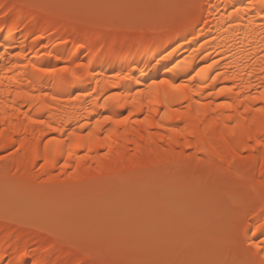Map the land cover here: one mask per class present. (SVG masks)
<instances>
[{"label":"bare ground","instance_id":"bare-ground-1","mask_svg":"<svg viewBox=\"0 0 264 264\" xmlns=\"http://www.w3.org/2000/svg\"><path fill=\"white\" fill-rule=\"evenodd\" d=\"M177 1L161 8L148 22L154 24L142 31L136 18L123 19L126 7H118L114 14L109 11L112 7H106L97 19L92 18V7L85 12L84 8L62 7L98 5L100 0H33L53 7L44 13L18 12L8 21L0 18V28L7 24L10 29L0 33V154L13 149L0 155V255L7 250L10 256L16 246L36 247L35 223L39 224L37 227L74 228L90 220L91 215L95 218L110 212L117 200L116 193H166L176 176L172 171L180 166H185L195 182L192 191L203 189L208 179L222 183L219 191L212 186L216 191L207 193L206 201L214 195L221 199L223 195L232 197L230 215L215 227L211 213L204 219L199 217L202 232L209 228L219 232L235 226L241 241L264 242V235L256 231V225L264 222V189L253 183L249 171L257 157L239 159L244 154L241 141L246 137V129L251 126L255 135L264 124V114L243 112L245 105L254 109L264 107V102L241 104L246 95L264 90L256 87L260 83L259 57L264 56L260 51L264 49V34L258 26L264 20L250 11L241 14L242 21L217 18L207 26L200 24L174 34L171 21L180 12L175 8ZM136 2L110 0L109 5ZM213 2L220 5L217 16H221L232 11L233 6L243 8L247 0ZM173 9L169 18L155 23ZM229 23H240L241 27L233 30ZM201 28L209 42L204 49L193 52V48L204 44V37L199 38V43L192 38ZM185 36L191 44L184 43ZM17 53L21 58L16 57ZM169 53L163 64L156 63L161 54ZM253 58L256 71L249 76ZM213 59L218 63L207 68ZM32 64L55 71L36 73ZM125 75L132 79H123ZM249 81L252 87L240 92V85ZM172 84L184 87L177 91ZM149 85H154L150 91ZM221 88L232 91L216 95ZM18 92L28 95L17 96ZM83 92L90 95L80 100L74 98ZM116 94L121 98L108 100L106 107H100L105 97ZM225 102L234 107H219ZM175 110L182 113L179 119L173 114ZM166 111L168 118L161 120ZM104 116L128 119L123 124L96 126V120ZM145 117L146 122L137 123ZM38 119L45 123H32ZM237 123L240 127L233 131ZM82 124L84 128L80 127ZM156 124L162 127L157 128ZM177 127L186 129L185 134L170 131ZM73 130L80 139L73 138L72 143L81 146L73 147L69 156L67 133ZM98 142L104 147H98ZM187 142L193 148H186ZM197 144L208 153L215 150L229 158L240 146L236 168L223 173L201 163L195 158ZM45 159L49 161L46 165ZM150 183H154L153 188ZM109 184L113 188L105 189ZM182 188L174 185L172 189ZM208 210L211 211L210 205Z\"/></svg>","mask_w":264,"mask_h":264},{"label":"snow or ice","instance_id":"snow-or-ice-1","mask_svg":"<svg viewBox=\"0 0 264 264\" xmlns=\"http://www.w3.org/2000/svg\"><path fill=\"white\" fill-rule=\"evenodd\" d=\"M51 5L33 2V0H7L0 2V18L8 21L14 18L16 13L27 10L29 14L44 13ZM67 8H87V7H126V8H142L151 7L150 5H64ZM180 10L179 15L172 18V26L174 34H179L187 30L189 27L203 24L207 26L212 19H221L231 22L233 19L243 20L242 13L254 12L264 20V0H247L243 8L233 6V10L226 15L217 16L220 5L214 3L213 0H183L182 3L175 5ZM252 22L249 21V24ZM229 28L237 30L241 27L240 23L233 26L229 23ZM259 30L264 34V23L260 24ZM9 30L7 24L0 28V33ZM191 34V33H190ZM204 37V29H200L193 35V40L199 43V38ZM171 38V37H170ZM213 39H215L213 37ZM209 41L204 37V44H200L199 48H193V52H199L205 48V44ZM179 44V41L176 42ZM185 44H191L187 36L184 37ZM175 51V48H173ZM264 52V49L260 50ZM7 55V53H6ZM161 54L156 60L157 64H163L168 60L169 56ZM17 58H21V54H16ZM226 64L227 60L224 56ZM260 74L257 79L260 81L256 87L264 89V56L259 57ZM218 61L213 59L207 68H212ZM166 66V65H165ZM31 67L36 73H46L55 71V69L37 67L32 64ZM228 67H231L228 64ZM2 71V70H0ZM203 71V69H202ZM256 71L255 58H253L252 70L247 73L251 76ZM217 75H220L217 72ZM215 76L211 79L215 81ZM234 79V77H226ZM11 79V78H10ZM123 79L131 80L130 76L125 75ZM160 83L167 84L168 81ZM154 85H149V91ZM171 87L177 91L183 88V85L172 84ZM203 87H207L204 85ZM252 87L251 81L240 85V92H244L246 88ZM225 91L231 92L232 89L221 88L215 94L220 96ZM143 93H137L142 95ZM27 96L28 93H17V96ZM47 95V93H43ZM88 92L74 97L77 100L89 96ZM211 95V93H209ZM239 95V93H237ZM99 97H97L98 99ZM120 94L105 97V103L100 107H106L108 100L120 99ZM56 99L55 96L52 97ZM262 101L264 102V90L258 91V94H248L241 104L245 101ZM219 107L232 109L234 104L223 103ZM244 113L251 114L259 112L264 114V107L249 108L245 105ZM177 119L182 113L175 110L173 113ZM132 113L129 112L128 116ZM243 116V113L241 114ZM128 116L119 119H113L111 116H104L102 119L96 120V126L105 123L123 124L127 121ZM168 118L166 111L161 120ZM143 121L137 123H144ZM232 119L231 116L228 117ZM36 124H44L43 119L32 121ZM159 128L161 124L154 125ZM84 128L85 125H80ZM227 127V125H225ZM240 127L237 123L233 126ZM170 131L177 134H185L186 129L172 128ZM187 135L193 136L194 133L187 132ZM68 136V155H72L73 147L81 145L72 143L73 138L80 139L75 130L67 133ZM92 133H88L90 138ZM241 144L244 147V154L239 156L241 161H247L249 155L257 157L256 164L250 169L251 179L253 183H258L264 189V124L257 129L254 135L252 127L246 129V137ZM98 147H104L103 144L97 143ZM47 147V145H45ZM186 148H193L190 142L185 143ZM197 156L195 157L201 163L214 167L217 172L230 173L236 168L237 153L240 152V146H237L231 158L225 156L224 153L213 151L208 153L206 149L197 144ZM88 151H92L91 145ZM191 158V157H190ZM3 159V157H0ZM47 159L44 164H48ZM67 167V161H65ZM43 167V165H41ZM79 167V164H77ZM258 168L259 175L257 177L256 170ZM215 189L205 186L197 191H184L180 189L171 190L160 194H141L137 192L116 193L117 200L113 204L112 210L101 216L80 222L77 227H35L37 237L33 238L36 247L25 244L23 247L16 246L9 256L7 250L4 255H0V264H264V242L256 243L255 241H241L239 238V230L233 226L229 231H221L219 236H207L200 230L199 217L208 216V205L211 206L212 226L215 227L217 222L223 221L225 216L230 215L228 209L225 208L223 200L214 195L210 200H205L207 193H215ZM264 214V209H262ZM234 215V214H232ZM6 222H9L6 218ZM31 226V225H30ZM247 231V229H245ZM256 231L264 235V222L256 225ZM256 231L252 235H256Z\"/></svg>","mask_w":264,"mask_h":264},{"label":"rangeland","instance_id":"rangeland-1","mask_svg":"<svg viewBox=\"0 0 264 264\" xmlns=\"http://www.w3.org/2000/svg\"><path fill=\"white\" fill-rule=\"evenodd\" d=\"M100 1L101 2L98 5H109V3H110V0H100ZM174 2H176V0H137L136 5H150L151 7L127 8L126 14L123 16L124 17L123 19L127 21L130 18H136V23L142 31V30H145L147 27H150L154 24V22H153V24L148 23V22H150V20H152L154 17L157 16V13L161 8H164L168 5H171ZM182 2H183V0H179V1H177V4H180ZM90 8L91 7L84 8L83 12L89 10ZM105 8L106 7H92L91 10H93L92 12H94V14H95L92 18L97 19L98 17H100L101 14L105 11L104 10ZM174 9L169 10L163 16L161 15L158 18V21H156L155 23L165 21L167 18H169L170 15H172V12L174 11ZM52 10H54V9H52ZM117 10H118V7H112V9H110L109 11H110V13L114 14V12H116ZM12 150L13 149H11V151ZM11 151H9V152H11ZM9 152H2L0 155L5 156ZM38 169H39V167L36 170H38ZM57 172H59V171H57ZM161 174H164V173L161 172ZM171 174H175L176 176L171 182H169V185L165 189V192H169V191L173 190L172 188L174 187V185L182 186L183 188L180 190L192 191V185L195 182H193L194 180L192 179V177L190 175H188V172L186 171L185 166H180V167L174 169ZM158 184L166 185V182H158ZM150 186L153 188L154 183H150ZM206 186H210V187L213 186L217 189V191L222 190V188H223L222 183L217 182L216 179H208L206 182ZM103 187H105V186H103ZM107 188L112 189L113 184H109V186L106 185L105 189H107ZM232 193L230 195H232ZM231 199H232L231 196L229 197V195H223L222 200H223V203H224V206L226 209H229L231 207V201H232ZM209 213H211V211ZM92 217L93 216L91 215L90 219H92ZM204 217H206V216H201L200 219H204ZM54 218L55 217L52 216V219H54ZM46 220L47 219H45L44 222ZM44 222H42V223H44ZM77 223H79L78 220H77ZM38 225H39L38 223L34 224L35 227H37ZM35 227H34V229H35ZM231 229H232V227L228 226V227H225L222 231H229ZM203 233H205L207 236H210V237L221 235L220 230H219V232H214L213 228H209L208 230L205 229V230H203Z\"/></svg>","mask_w":264,"mask_h":264}]
</instances>
